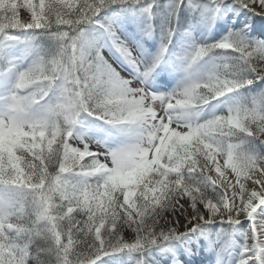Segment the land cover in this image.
Returning <instances> with one entry per match:
<instances>
[{"label": "snow or ice", "instance_id": "snow-or-ice-1", "mask_svg": "<svg viewBox=\"0 0 264 264\" xmlns=\"http://www.w3.org/2000/svg\"><path fill=\"white\" fill-rule=\"evenodd\" d=\"M0 264H264V0H0Z\"/></svg>", "mask_w": 264, "mask_h": 264}, {"label": "rangeland", "instance_id": "rangeland-1", "mask_svg": "<svg viewBox=\"0 0 264 264\" xmlns=\"http://www.w3.org/2000/svg\"><path fill=\"white\" fill-rule=\"evenodd\" d=\"M23 13H24V12L22 11V12H21V16H23V15H22ZM24 15L27 17V14H26V13H24ZM125 235H126V236L130 235V232H129V233H126Z\"/></svg>", "mask_w": 264, "mask_h": 264}, {"label": "trees", "instance_id": "trees-1", "mask_svg": "<svg viewBox=\"0 0 264 264\" xmlns=\"http://www.w3.org/2000/svg\"><path fill=\"white\" fill-rule=\"evenodd\" d=\"M23 16H21V19H26L27 17L24 15V13L22 14ZM130 235H132L131 233H130ZM130 235H128V236H130ZM127 237V236H126Z\"/></svg>", "mask_w": 264, "mask_h": 264}]
</instances>
